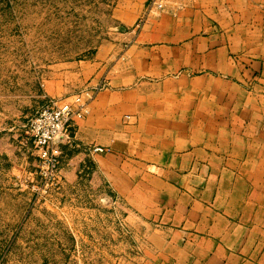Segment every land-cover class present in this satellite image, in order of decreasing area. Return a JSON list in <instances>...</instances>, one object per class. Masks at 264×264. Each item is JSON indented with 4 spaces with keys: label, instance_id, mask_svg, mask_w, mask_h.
<instances>
[{
    "label": "crops",
    "instance_id": "0c3cea01",
    "mask_svg": "<svg viewBox=\"0 0 264 264\" xmlns=\"http://www.w3.org/2000/svg\"><path fill=\"white\" fill-rule=\"evenodd\" d=\"M125 59L84 123L166 234L145 264H264V0H171Z\"/></svg>",
    "mask_w": 264,
    "mask_h": 264
},
{
    "label": "rangeland",
    "instance_id": "374dc122",
    "mask_svg": "<svg viewBox=\"0 0 264 264\" xmlns=\"http://www.w3.org/2000/svg\"><path fill=\"white\" fill-rule=\"evenodd\" d=\"M170 1L0 0V264H145L156 255L166 234L127 196L133 170L84 122L94 100L132 86L127 49ZM77 96L87 111L56 138V161L42 158L31 119Z\"/></svg>",
    "mask_w": 264,
    "mask_h": 264
},
{
    "label": "built area",
    "instance_id": "2783aa9c",
    "mask_svg": "<svg viewBox=\"0 0 264 264\" xmlns=\"http://www.w3.org/2000/svg\"><path fill=\"white\" fill-rule=\"evenodd\" d=\"M165 1L158 0V5L162 6ZM86 111L87 108L81 96H77L74 102L53 101L41 108L31 119L29 125L39 155L54 163L58 155V149L55 145L56 138L71 120L82 117ZM98 149L103 150L101 147Z\"/></svg>",
    "mask_w": 264,
    "mask_h": 264
}]
</instances>
